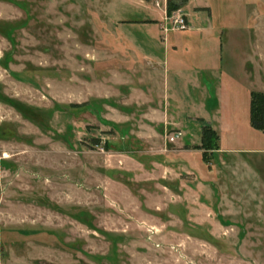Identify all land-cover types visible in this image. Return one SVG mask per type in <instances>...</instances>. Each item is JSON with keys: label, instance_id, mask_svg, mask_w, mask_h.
<instances>
[{"label": "rangeland", "instance_id": "374dc122", "mask_svg": "<svg viewBox=\"0 0 264 264\" xmlns=\"http://www.w3.org/2000/svg\"><path fill=\"white\" fill-rule=\"evenodd\" d=\"M149 35L180 123L156 124L159 143L139 115L164 89L146 97L149 60L128 49ZM253 90L264 0H0V264H264Z\"/></svg>", "mask_w": 264, "mask_h": 264}, {"label": "crops", "instance_id": "0c3cea01", "mask_svg": "<svg viewBox=\"0 0 264 264\" xmlns=\"http://www.w3.org/2000/svg\"><path fill=\"white\" fill-rule=\"evenodd\" d=\"M171 38L172 37H169V36L166 37L164 35L163 40L166 42V46H165L166 51H170L169 45L172 44ZM156 41L157 40H156L154 35H149V49H145V50L141 51V50H139V48H136L134 46L133 47L129 46L128 49H129V51H133L132 57L138 58L139 55H142V56H145L149 60V65H148L149 68L145 67V69H144L146 71V73H148L147 75H149L146 78V83L143 84L144 91L146 92L145 93L146 97H148V95H149V97H151L150 94H151V91L154 87L153 85L155 84V79L159 80L160 86H162L164 89L163 103L160 104V105H162L163 110L157 109V108H155V106H152V107L150 106L151 107L150 109H146L145 111H143L141 113V115H139L140 116L139 119H141V121H143V122H145L147 120L149 121V134H150L152 139L157 140V142L159 143L160 134H158L156 124L158 125V123L160 124V123H164V122H166V123H174L175 122V124L177 123L180 125V123L177 120L170 117L171 112H173V111H171V107L175 106L174 102H176V99L174 98L175 96L173 94H171L169 91V86L171 84L170 69L166 67L167 66L166 62L163 63L162 61L159 60L161 53L158 54L155 51V49H157V47L159 46L158 42H156ZM173 41H175V40H173ZM173 46L175 47V45H173ZM129 53H131V52H129ZM129 58H130V56H129ZM156 66L157 67L164 66V70L162 68H156ZM134 91H137L136 88H134ZM147 92H149V93H147ZM131 94L132 93L130 91L128 101L131 97ZM160 98H162V97H160ZM134 100H137V98H135V93H134ZM151 102L152 101L150 100L149 103L152 104ZM137 116H138V114H137ZM180 138L181 137L178 136L174 139V141L176 139H179L178 140L179 141L178 147L181 148V149H179V152H180L179 155H181L182 162L179 163L178 168L179 169L182 168L185 170L186 168H188V166L186 164V160L189 159L188 156L190 155V152L185 150V149H182L184 143H183V140H181ZM167 168L170 171L176 170L173 167H167Z\"/></svg>", "mask_w": 264, "mask_h": 264}, {"label": "trees", "instance_id": "16d2710c", "mask_svg": "<svg viewBox=\"0 0 264 264\" xmlns=\"http://www.w3.org/2000/svg\"><path fill=\"white\" fill-rule=\"evenodd\" d=\"M173 8L171 7V10ZM169 9V11H171ZM250 124L256 130L264 131V92L253 90L250 101ZM220 135L209 123L202 127V145L204 149L220 148Z\"/></svg>", "mask_w": 264, "mask_h": 264}, {"label": "built area", "instance_id": "2783aa9c", "mask_svg": "<svg viewBox=\"0 0 264 264\" xmlns=\"http://www.w3.org/2000/svg\"><path fill=\"white\" fill-rule=\"evenodd\" d=\"M175 26L176 27H179V28H182V29H185L187 27V22L186 20L181 16V17H177L175 22H174ZM181 133H178V134H175L173 136H171V140L174 141V139L176 137H178Z\"/></svg>", "mask_w": 264, "mask_h": 264}]
</instances>
